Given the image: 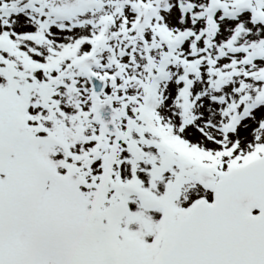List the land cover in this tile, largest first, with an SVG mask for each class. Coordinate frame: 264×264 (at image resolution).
<instances>
[{
    "label": "snow or ice",
    "instance_id": "1",
    "mask_svg": "<svg viewBox=\"0 0 264 264\" xmlns=\"http://www.w3.org/2000/svg\"><path fill=\"white\" fill-rule=\"evenodd\" d=\"M0 264H264V0H0Z\"/></svg>",
    "mask_w": 264,
    "mask_h": 264
}]
</instances>
